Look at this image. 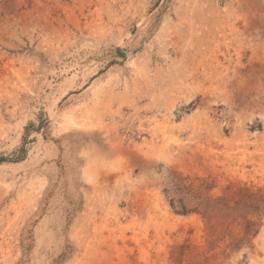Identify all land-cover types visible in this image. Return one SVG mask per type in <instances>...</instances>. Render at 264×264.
<instances>
[{"label":"rangeland","instance_id":"1","mask_svg":"<svg viewBox=\"0 0 264 264\" xmlns=\"http://www.w3.org/2000/svg\"><path fill=\"white\" fill-rule=\"evenodd\" d=\"M263 200L264 0H0V264H264Z\"/></svg>","mask_w":264,"mask_h":264},{"label":"trees","instance_id":"2","mask_svg":"<svg viewBox=\"0 0 264 264\" xmlns=\"http://www.w3.org/2000/svg\"><path fill=\"white\" fill-rule=\"evenodd\" d=\"M262 203H264V200L262 201ZM223 209L222 210H226V211H237L239 213H241L242 216L248 215L251 213V211L254 210H258L259 206L255 205V204H249V203H243V202H237V204L235 206H230V202H223ZM184 213H187L186 208H184L183 210ZM251 225H252V221H248L246 228H247V232L250 231L251 229Z\"/></svg>","mask_w":264,"mask_h":264},{"label":"bare ground","instance_id":"3","mask_svg":"<svg viewBox=\"0 0 264 264\" xmlns=\"http://www.w3.org/2000/svg\"><path fill=\"white\" fill-rule=\"evenodd\" d=\"M72 119H73L72 116H67V121H70V120H72Z\"/></svg>","mask_w":264,"mask_h":264}]
</instances>
